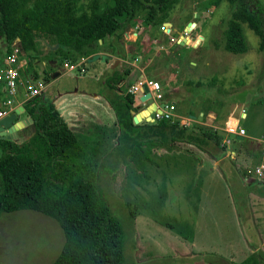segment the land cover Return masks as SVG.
Listing matches in <instances>:
<instances>
[{"label":"rangeland","instance_id":"1","mask_svg":"<svg viewBox=\"0 0 264 264\" xmlns=\"http://www.w3.org/2000/svg\"><path fill=\"white\" fill-rule=\"evenodd\" d=\"M245 1L261 19L264 34V0ZM87 2L76 0V12L85 9ZM107 2L99 0L102 5ZM233 9L227 0L217 5L209 0H175L162 5L154 22L146 17L145 9H140L134 17L142 24L138 29L139 41L144 39L140 51L152 55L155 44L162 45L146 72L148 77L159 80L164 98L181 109L176 108L177 112L187 115L193 109L196 111L204 98L212 100L215 106L232 108L234 116H238L242 106L247 116L243 115L241 124L247 133L264 135V45L243 24L248 49L237 54L224 49L223 31ZM170 19L182 33L186 22H196L189 39L184 40L183 35L176 41L178 36L172 31L161 30L160 23ZM130 27L126 30L134 26ZM198 34H202L203 40L197 45L193 40ZM131 36L134 35L125 38ZM121 37L123 33L119 40ZM180 41L184 45H178ZM120 46L121 42L117 47ZM55 48L48 38H37L36 51L42 60L34 68L40 78L47 80L40 101L56 104L88 157L89 163L82 166L93 170L110 206L121 219L125 263L240 264L256 249L263 254L264 264V187L245 184L241 174L256 163L258 152L252 153L255 159L245 155L244 149L234 158L226 152L217 156V147L212 143L203 147L181 143L174 151L153 149L146 155L141 148L135 151L133 159H128L127 165L119 162L107 172L102 165L106 164V155L117 143L119 133L109 99L116 92H127L130 86L115 84L113 90L106 81L113 69L122 71V59L118 58L112 70L104 68L101 62L85 63V71L65 69L60 63L52 66L49 62ZM124 56L129 60L133 52ZM55 72L59 75L54 77ZM137 75L135 71L128 81ZM133 106V115L144 107L137 96ZM26 117V112L21 113L15 121ZM224 117L213 127L222 130ZM195 123L202 124L190 120L188 126ZM23 129L14 133L17 142L27 137ZM233 143L226 148L238 150L239 144ZM126 202L133 216L124 206ZM62 242L58 223L44 214L30 210L0 214V264H48Z\"/></svg>","mask_w":264,"mask_h":264},{"label":"trees","instance_id":"2","mask_svg":"<svg viewBox=\"0 0 264 264\" xmlns=\"http://www.w3.org/2000/svg\"><path fill=\"white\" fill-rule=\"evenodd\" d=\"M75 1L0 0V50L19 38L31 59L28 63L31 67L35 60L41 59L36 44L37 38L44 36L56 45L50 61H56L57 65L67 60L75 63L81 57L97 53L101 42L109 37L108 52L122 57L125 52L123 47H117L119 36L137 11L145 9L146 17L154 22L162 5L175 0H109L105 5L99 0H88L80 12L75 10ZM209 1L217 5L222 0ZM227 1L234 9L223 31L224 49L234 54L248 49L243 24L260 37L263 46L262 22L256 12L245 0ZM113 70L106 82L114 90L121 75ZM128 72V68L124 69L125 74ZM41 96L24 105L32 119V123L21 128L27 137L21 142L0 139V214L30 210L58 223L63 242L48 264H126L121 219L110 206L93 170L82 166L89 161L75 133L54 103H42ZM133 102L134 95L129 91L116 92L109 99L119 133L117 143L106 155L113 158H107L102 165L107 172L119 162L127 165L141 148L146 155L153 149L174 151L181 143L197 147L212 143L217 147V156L225 152L221 146L223 136L213 126L195 123L190 127L165 118L134 123ZM235 141L244 145L242 140ZM250 148L252 152L254 147ZM128 205L124 204L133 216ZM262 255L252 252L240 264H263Z\"/></svg>","mask_w":264,"mask_h":264},{"label":"built area","instance_id":"3","mask_svg":"<svg viewBox=\"0 0 264 264\" xmlns=\"http://www.w3.org/2000/svg\"><path fill=\"white\" fill-rule=\"evenodd\" d=\"M136 28L137 26H134L135 30ZM160 28L161 30H165L162 24ZM190 31L191 30L186 29L185 32L182 33V37L184 35L187 38ZM86 58L81 57L75 63L64 61L62 66L65 69L80 68L84 71L85 64L83 65L82 63H86ZM30 60V57L23 50L19 38H16L8 46H3L0 50V119L12 113H15L16 117L21 113H25L26 110L24 105L35 96L43 94L47 83L44 79L40 78L34 68V65L40 63L42 58L35 60L31 67L28 66ZM43 63L45 62L43 61ZM144 85L147 86L150 97L156 103V107L160 109L159 111L153 110L151 112V117L153 118L152 122L165 118L170 122L178 121L180 124L188 126L189 121H192V119L188 116L180 115L176 110L175 103L163 99L159 80L141 76L130 85L128 91L132 93L134 97L137 96L141 104L146 107V99H140V96L145 92ZM161 102H163V105H160ZM220 128L226 132V135H224L221 140V146H224L225 150L231 143V140L234 139L230 136V133L245 135V130L242 125L232 121L231 118H227ZM256 141L264 147V135H261ZM227 153L229 154L230 152ZM245 170L244 177L247 181H253L256 184L264 186L263 162H256L253 166Z\"/></svg>","mask_w":264,"mask_h":264},{"label":"crops","instance_id":"4","mask_svg":"<svg viewBox=\"0 0 264 264\" xmlns=\"http://www.w3.org/2000/svg\"><path fill=\"white\" fill-rule=\"evenodd\" d=\"M191 22H186L185 23V26L182 28V30H186L187 28H188V26H189V24H190ZM195 24H194V26L191 28V30L193 31L195 28H196V22H194ZM129 25H131V27H133V26H137V28H136V30L135 29H133V28H131L130 29V31H127V30H125L124 32H123V36L124 37H121L120 39V42L122 43V47H123V49H124V52L125 53H129V52H133V58H129V60L128 59H126V58H124V57H127V56H122L121 57V62L124 64V68L122 69V71L121 72H119L120 73V75H121V79L116 83V85L118 86V87H120L122 84H124V83H127V84H129V86L132 84V83H134L139 77H141V76H146V77H148L147 76V73L148 72H146L147 70H146V67H148V66H150V64H152L153 62H152V59L155 57V54L154 53H156V51H158V50H161L162 49V45L161 46H158L157 44H155L156 45V49H155V52L152 54V55H149L148 53H145L144 51H140L141 50V46H144V43L142 44V41L144 42V39H141L140 41H139V39H138V37H139V34H138V29L140 28V26H142V24H141V21H137V19H132L130 22H129V24H128V26L127 27H129ZM162 25H168V26H166V31L167 32H169L170 33V31H172L171 32V34L173 33V34H175L176 36H178L177 38H176V41H179L180 40V38L182 37V32H180L181 30H180V28H179V26L178 25H176L175 24V21L174 20H172V19H170L168 22H162ZM137 31V32H136ZM132 35H134L133 37L131 36L130 38H125L126 36L128 37V36H130L131 34ZM190 33H191V31H190ZM129 34V35H128ZM136 36V37H135ZM189 37L190 36H188L187 38L189 39ZM123 39V40H122ZM183 39H185V37H183ZM186 40V39H185ZM201 40H203V36H202V34H198V37H197V39H195V40H193V41H195V44H199L200 43V41ZM188 41V40H187ZM197 42V43H196ZM126 43H127V46H129V45H131L130 46V48H128L127 46H126ZM185 43V42H184ZM174 43H169V45L170 46H175V45H173ZM178 45H182V44H180V43H177ZM108 45H109V40H108V38H107V41L105 40V41H102L101 42V44H100V48H99V51L97 52V53H106V54H108V55H110V58L109 59H107L106 61H100L99 59H97V60H95V61H93V62H91V65L92 64H94L95 62H101L102 64L104 63L105 65H104V68H108L109 70H112L113 68L111 67V65H113V63L116 61V60H118V56H116V55H113L112 53H109L108 52ZM184 45V44H183ZM197 45H192V46H197ZM177 46V45H176ZM131 47H134L133 48V51H131L130 49H131ZM138 52H141V54L140 53H138ZM127 55V54H126ZM51 64L53 63V61H49ZM100 64V63H99ZM193 65H196V64H194L193 63ZM52 66H54V64H52ZM126 68H128L129 69V72L127 73V74H125L124 73V69H126ZM108 70V71H109ZM84 71H85V65H84ZM135 71H137L138 72V75L134 78V79H132L131 81H128V76H131ZM57 75H59V72H57V74H56V76ZM55 77V76H54ZM154 79V78H153ZM129 88V87H128ZM115 89H116V87H115ZM44 93V92H43ZM43 95V94H42ZM163 99L165 100V101H168V100H166L165 98H164V94H163ZM202 101H204L203 103H200V105H198V109L195 111L194 109H193V111L194 112H191L190 114H187V115H182V114H180L179 112V114L180 115H182V116H188V117H190L191 119H192V121L193 122H201L202 124H205V125H209V126H215L214 124H215V122L216 121H218V120H220V118L224 115L225 117H224V121L227 119V118H231L232 119V121H234V122H238L240 125H242L241 124V119H245L246 118V116H247V114H246V111H244V107L242 108V106H240L241 108H240V111H239V113H238V116H234L233 115V109L232 108H227V107H225V105L223 106V104L221 105V104H219V106H215V105H213L214 104V102H211L212 100H210V99H208V98H204V99H202ZM170 102H173V103H175L174 101H170ZM54 105H56V104H54ZM243 105V104H242ZM56 107V106H55ZM145 107V106H144ZM143 107V108H144ZM57 108V107H56ZM142 108V109H143ZM176 108L178 109L179 108V106H176ZM183 108H187L186 106H184ZM190 108V107H189ZM180 109V108H179ZM243 109V110H242ZM58 110V109H57ZM242 110V111H241ZM180 111H181V109H180ZM132 113H133V111H132ZM243 115H244V117L245 118H243ZM241 117V118H240ZM26 118H28V117H26ZM224 121H223V123H224ZM242 127H243V125H242ZM244 128V127H243ZM244 130H245V135H243V139H242V141H244V145H245V148H242V146L240 145V143L238 142V141H235V139H234V141L233 140H231V143L232 142H234L233 144L235 145V144H239V149L238 150H235V149H231V148H226V150H225V152H226V154L227 155H231L233 158H234V156H237L239 153H241L242 152V149H244L247 153L245 154V155H251L254 159H255V157L253 156V154H252V152H254V151H256L257 150V152H258V155H256V161H258V162H263L264 163V147L260 144V143H258L257 141H256V139L257 138H259L260 136H261V134L258 136V135H256V136H253V135H251V134H249V133H247V131H246V129L244 128ZM246 138V140H244ZM237 140V139H236ZM248 140H250V141H248ZM247 146V147H246ZM228 147V146H227ZM250 147H254V149H253V151L252 152H250ZM227 152H230L229 154L227 153ZM242 155H244V153L242 154ZM246 171H245V169L243 170V173H241V174H243V175H245L244 173H245ZM244 177V176H243ZM243 180H244V182H245V184H247V185H256V186H262V187H264L263 185H259V184H255V182H253V181H247L246 179H245V177L244 178H242ZM243 185V184H242ZM263 250H264V248H263ZM252 252H257L256 251V249H252L251 251H250V253H252Z\"/></svg>","mask_w":264,"mask_h":264},{"label":"water","instance_id":"5","mask_svg":"<svg viewBox=\"0 0 264 264\" xmlns=\"http://www.w3.org/2000/svg\"><path fill=\"white\" fill-rule=\"evenodd\" d=\"M194 22H191L188 26V30H191V28L194 26ZM185 40V39H184ZM99 42H101V39L99 40ZM180 44H184V41H180ZM110 58V55L106 54V53H94L91 56L87 57L85 62L86 63H91L97 59H99L100 61H106L107 59ZM55 61H53L52 64H54ZM118 63V60H116L114 62V64L111 66L112 68H114V66ZM83 65L85 63H82ZM57 72H55L53 74V76H56ZM144 94L140 96L141 100H145V104L146 107L141 110L140 112L136 113L135 115H133L132 119L134 123H138L140 122L142 119L148 121V122H152L153 118L151 117V112L153 110H157L159 111L160 109L158 107H156V103L153 101V99L150 97V92L148 91V88L146 85H144ZM160 105H163V102L160 103ZM143 112H147V114L141 116V114ZM16 115L15 113H12L10 115L4 116L0 119V139H13L15 137L14 133L17 129H21L24 126L32 123V119L30 117L24 119V120H18L15 121ZM22 122V123H21ZM17 123H21L20 126L15 127V125ZM217 133L221 136L226 135V132L224 130H218ZM230 136H232L234 139L237 140H242L244 137L243 135H238V134H234V133H230Z\"/></svg>","mask_w":264,"mask_h":264},{"label":"bare ground","instance_id":"6","mask_svg":"<svg viewBox=\"0 0 264 264\" xmlns=\"http://www.w3.org/2000/svg\"><path fill=\"white\" fill-rule=\"evenodd\" d=\"M185 38H186V37H185ZM145 114H147V112H143V113L141 114V116H143V115H145ZM21 123H22V122H21ZM21 123H17V124L15 125V127L20 126Z\"/></svg>","mask_w":264,"mask_h":264},{"label":"flooded vegetation","instance_id":"7","mask_svg":"<svg viewBox=\"0 0 264 264\" xmlns=\"http://www.w3.org/2000/svg\"><path fill=\"white\" fill-rule=\"evenodd\" d=\"M54 65H57V62L56 61L54 62Z\"/></svg>","mask_w":264,"mask_h":264}]
</instances>
